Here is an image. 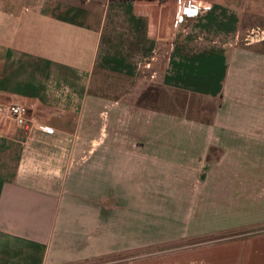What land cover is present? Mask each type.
<instances>
[{"label":"crops","instance_id":"obj_1","mask_svg":"<svg viewBox=\"0 0 264 264\" xmlns=\"http://www.w3.org/2000/svg\"><path fill=\"white\" fill-rule=\"evenodd\" d=\"M28 1L0 0L28 109L0 114V264H264V0ZM143 72L211 117L143 105Z\"/></svg>","mask_w":264,"mask_h":264},{"label":"rangeland","instance_id":"obj_2","mask_svg":"<svg viewBox=\"0 0 264 264\" xmlns=\"http://www.w3.org/2000/svg\"><path fill=\"white\" fill-rule=\"evenodd\" d=\"M16 4L22 6L30 3L28 0H16ZM160 62L162 63V61ZM161 63L159 64L161 65ZM140 79L142 81L141 86L143 87L140 99L145 106H150L159 110H171L177 115H185L190 118L203 120L209 119L216 107V101L189 95L178 90H165L159 83V76H152L147 72H143ZM110 80L118 82V79L114 76H111ZM119 94L121 93L112 92V99L119 98ZM210 157L212 158L213 155L210 154ZM214 239L215 237H206L201 240H191L189 242L191 245L202 242L210 243L214 242ZM112 258L111 260L115 259L114 256Z\"/></svg>","mask_w":264,"mask_h":264},{"label":"built area","instance_id":"obj_3","mask_svg":"<svg viewBox=\"0 0 264 264\" xmlns=\"http://www.w3.org/2000/svg\"><path fill=\"white\" fill-rule=\"evenodd\" d=\"M201 7L193 0H177L176 1V17L181 19L187 13L198 14ZM0 114L14 123L15 126L21 127L27 123L28 109L22 104L0 105ZM46 133H52L50 129H42Z\"/></svg>","mask_w":264,"mask_h":264}]
</instances>
